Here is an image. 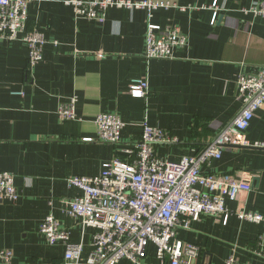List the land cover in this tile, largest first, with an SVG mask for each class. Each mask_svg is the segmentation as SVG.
Here are the masks:
<instances>
[{"label":"crops","instance_id":"crops-1","mask_svg":"<svg viewBox=\"0 0 264 264\" xmlns=\"http://www.w3.org/2000/svg\"><path fill=\"white\" fill-rule=\"evenodd\" d=\"M65 0H36L29 9V31L48 41L44 60L29 70V49L21 38L0 43V172L15 176L19 200L0 197V250L14 252L11 264H64L66 246L50 245L41 226L54 215L82 243V259L93 251L92 228L66 213L67 202L81 195L68 185L74 176L95 177L114 159H127L142 136V122L171 133L173 140L155 148L160 158L192 157L232 122L242 109L237 79L264 67V18L246 14L256 0H160L172 7L154 12L161 28H180L187 47L172 59L145 58L148 16L145 10L112 8L100 25L77 19ZM142 1V0H133ZM134 79L149 81L148 94L133 98ZM24 92V96L13 95ZM77 96V119L62 122L61 104ZM118 115L126 124L120 144L84 142L97 139L96 118ZM264 142V107L245 134ZM175 139V140H174ZM206 173L248 180L253 190L227 202L232 211L264 216V149L229 147ZM264 224L226 213L205 216L178 237L199 249L193 264H264L252 250ZM119 264H133L123 260ZM141 264H161L150 245Z\"/></svg>","mask_w":264,"mask_h":264},{"label":"built area","instance_id":"built-area-1","mask_svg":"<svg viewBox=\"0 0 264 264\" xmlns=\"http://www.w3.org/2000/svg\"><path fill=\"white\" fill-rule=\"evenodd\" d=\"M36 0H0V43L20 38L29 49L28 68L32 71L44 60L48 41L39 30L27 29L29 9ZM77 19L104 24L112 8L145 10L148 16L145 58L172 59L175 48L187 47L188 39L180 28H161L152 22L154 12L168 9L169 2L160 0H65ZM217 15L218 0L213 3ZM242 12L264 18V0H256ZM242 109L232 122L224 126L198 154L179 161L160 158L158 144L172 141L170 132L152 126L145 119L142 136L134 148L125 149L127 159L117 158L104 164L95 177L74 176L68 179L71 188L81 195L67 202L66 213L84 228L95 230L93 251L82 259L84 245L72 243L70 231L52 214L46 217L41 234L50 245L64 244V264H119L129 260L141 264L150 245L156 248L161 264H193L199 249L178 237V230L189 229L205 216L218 217L232 213L241 220L264 224V216L246 211H232L228 201H236L242 193L253 190L250 181L229 174L206 173L212 160L221 159L229 147L264 148V142L251 144L245 137L256 113L264 107V67L252 73H241L237 79ZM149 90L147 79H134L130 85L133 98H144ZM13 95L24 96V92ZM77 96L61 104L58 117L62 122L76 120ZM95 124L97 139L84 142L120 144L126 124L112 113L100 114ZM175 140V139H174ZM0 197L11 202L19 200L15 176L0 172ZM252 253L264 258V235L256 240ZM14 252L0 250V264H11ZM226 264H242L230 257ZM256 264V263H248Z\"/></svg>","mask_w":264,"mask_h":264},{"label":"water","instance_id":"water-1","mask_svg":"<svg viewBox=\"0 0 264 264\" xmlns=\"http://www.w3.org/2000/svg\"><path fill=\"white\" fill-rule=\"evenodd\" d=\"M260 149H264V148H260Z\"/></svg>","mask_w":264,"mask_h":264}]
</instances>
